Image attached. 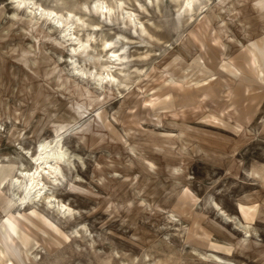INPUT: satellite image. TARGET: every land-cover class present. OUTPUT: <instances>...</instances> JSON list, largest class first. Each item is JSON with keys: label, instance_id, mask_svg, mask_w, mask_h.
I'll list each match as a JSON object with an SVG mask.
<instances>
[{"label": "rangeland", "instance_id": "1", "mask_svg": "<svg viewBox=\"0 0 264 264\" xmlns=\"http://www.w3.org/2000/svg\"><path fill=\"white\" fill-rule=\"evenodd\" d=\"M35 1L60 24L0 0V264H264V0ZM53 139L55 204L20 199Z\"/></svg>", "mask_w": 264, "mask_h": 264}, {"label": "bare ground", "instance_id": "2", "mask_svg": "<svg viewBox=\"0 0 264 264\" xmlns=\"http://www.w3.org/2000/svg\"><path fill=\"white\" fill-rule=\"evenodd\" d=\"M13 1L15 3L14 5L16 6V8L18 9L25 8L26 11L29 12V14L33 15L36 18L47 19V20L49 19L50 22H53L54 24L62 21V19L60 18L61 14L57 10L53 8L44 7L41 3L35 0H13ZM193 1L194 0H183L182 6L185 7L186 12L190 13L191 11L195 9L193 5ZM92 5L96 11H100V15H105V17H107L110 13H112V11H114L115 7H120L122 5V0H116L114 4H111V3L109 4L105 0H95ZM124 13H126L124 14V16L126 15L128 16L129 21L133 22L134 24L138 22L141 24L140 20H136L134 18L133 16L134 14L131 10H125ZM120 15L122 14L120 13ZM78 19L80 20L81 17H79ZM72 25H73L72 20H67L64 23V27H65L64 31L69 30ZM71 34L72 33H70V35ZM111 40H107V39L104 40V43H103V45L105 46L104 48H107V46H112L111 44L113 40L112 41ZM75 41L77 43V46H74L73 48L74 52L84 53L86 50L85 40L76 36L74 38V42ZM106 52H107L106 54L108 55L107 61H105L102 64L106 72L103 71V72H98V73L96 72V73L100 76V78H102V82H103V79H106L108 83H111V80H108L111 76H113V73L111 72V66L112 64L114 65L115 63H117V61H119L120 59L125 58V55L122 56L121 54L118 53L117 48L114 49L112 47L108 48ZM76 69L77 71L79 70V71L85 72L80 67L75 66V70ZM61 141L60 140L56 141L55 139H53L52 141H48V140L41 141L36 154H31L32 163L35 165V169L34 170L33 169H20V176L22 175L26 179L25 187L23 190L24 195L21 196L20 199L22 200L28 199L27 202H31L34 199L39 200V201L43 199L44 200L47 199V201L50 203V206L55 204L54 200L52 199L54 195L48 194L47 192H45V190L49 188L47 182L48 181L57 182L59 180L58 175L62 173L61 161L64 158H66L65 157L66 151L61 145L60 143ZM46 179H48V181ZM56 206H58V211L62 214V216L64 217L72 216V209L70 206L66 205L65 203H58L56 204ZM12 209L13 208L9 209L8 212ZM12 231H13V225L8 224L6 229L4 230V233L7 237L8 236L11 237ZM248 232L250 231L248 230ZM214 257L215 259H217V261L221 262L223 260L218 255L214 254Z\"/></svg>", "mask_w": 264, "mask_h": 264}]
</instances>
